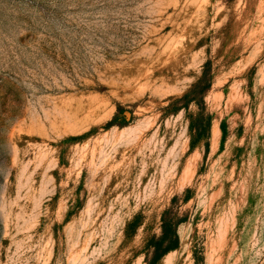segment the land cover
<instances>
[{
    "label": "rangeland",
    "instance_id": "rangeland-1",
    "mask_svg": "<svg viewBox=\"0 0 264 264\" xmlns=\"http://www.w3.org/2000/svg\"><path fill=\"white\" fill-rule=\"evenodd\" d=\"M0 264H264V0H0Z\"/></svg>",
    "mask_w": 264,
    "mask_h": 264
},
{
    "label": "trees",
    "instance_id": "trees-1",
    "mask_svg": "<svg viewBox=\"0 0 264 264\" xmlns=\"http://www.w3.org/2000/svg\"><path fill=\"white\" fill-rule=\"evenodd\" d=\"M166 237H167L166 227H165V224H163V234H162V236L160 238V242L163 241V240L167 241V245L164 248V252L167 249L175 246V242H173L175 239L174 238H173L174 240L173 239H166Z\"/></svg>",
    "mask_w": 264,
    "mask_h": 264
},
{
    "label": "bare ground",
    "instance_id": "bare-ground-1",
    "mask_svg": "<svg viewBox=\"0 0 264 264\" xmlns=\"http://www.w3.org/2000/svg\"><path fill=\"white\" fill-rule=\"evenodd\" d=\"M214 127H215V126H214ZM213 129H214V128H213ZM215 130H216V129H215ZM215 130L212 131V133H214V134H212V135H215V132H216ZM213 139H215V138H213ZM192 158H193V157H192ZM193 160H194V159H193ZM193 160H191V161L193 162ZM188 164H189V163H188ZM193 164H194V163H193ZM187 166H188V165L186 164V170H187ZM188 168H190V164H189ZM186 170H185V171H186ZM188 170H189V169H188ZM188 170L186 171L187 173H188ZM189 171H190V170H189ZM187 173H186V174H187ZM186 174H185V172H184V176H185ZM186 176H187V175H186ZM186 176H185V177H186ZM185 177H184V178H185ZM185 179H186V178H185ZM183 181H184V180H183Z\"/></svg>",
    "mask_w": 264,
    "mask_h": 264
}]
</instances>
